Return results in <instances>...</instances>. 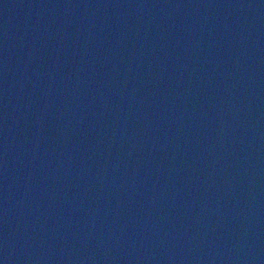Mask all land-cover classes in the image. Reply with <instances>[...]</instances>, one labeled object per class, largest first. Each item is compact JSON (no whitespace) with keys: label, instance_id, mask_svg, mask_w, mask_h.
<instances>
[{"label":"water","instance_id":"1","mask_svg":"<svg viewBox=\"0 0 264 264\" xmlns=\"http://www.w3.org/2000/svg\"><path fill=\"white\" fill-rule=\"evenodd\" d=\"M0 264H264V0H0Z\"/></svg>","mask_w":264,"mask_h":264}]
</instances>
